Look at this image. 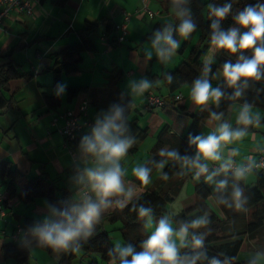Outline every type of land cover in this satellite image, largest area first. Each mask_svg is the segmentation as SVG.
Listing matches in <instances>:
<instances>
[{
	"label": "clouds",
	"instance_id": "1",
	"mask_svg": "<svg viewBox=\"0 0 264 264\" xmlns=\"http://www.w3.org/2000/svg\"><path fill=\"white\" fill-rule=\"evenodd\" d=\"M192 0H171V15L150 38L147 59L152 56L161 63L170 62L197 29L191 8ZM238 0H223L207 4L210 20L208 42L212 51L202 62L200 74L186 85L192 106L208 110L219 107L224 100L232 101L236 110L235 125L222 111H210V130L207 134L189 136L194 154H182L177 148L165 145L156 156L135 164L131 175L143 186L151 183L153 170L168 179L166 166L174 165L180 174L192 173L197 181L203 179L213 186L212 200L235 212L247 210L248 196L241 183L255 170L264 167V160L249 155L237 163L238 145L249 135L250 128L264 122V113L245 97L255 83L264 82V0H255L242 9ZM232 17L233 24L223 27ZM235 56V62L225 61L217 71L212 65L220 53ZM250 52L249 54H246ZM168 84L174 80L164 73ZM213 81L220 83L213 86ZM148 78L132 79L128 83L127 102L113 103L99 112L89 130L80 138L70 177L72 200L64 206L51 202L44 205V218L28 226L22 234L25 245L35 244L53 253H79L82 245L93 235L105 213L129 208L142 223L144 234L139 250L131 243L116 242L108 250L109 264H234L235 256L210 255L207 237L210 216L206 209L187 219H174L170 214L156 217L154 209L138 203L137 186L127 180L125 167L129 150L137 138L129 127L128 116L133 98L143 97L154 87ZM66 86L57 85L55 94L63 95ZM264 152V148H258ZM158 157V158H157ZM246 264H264V247L250 253Z\"/></svg>",
	"mask_w": 264,
	"mask_h": 264
},
{
	"label": "crops",
	"instance_id": "2",
	"mask_svg": "<svg viewBox=\"0 0 264 264\" xmlns=\"http://www.w3.org/2000/svg\"><path fill=\"white\" fill-rule=\"evenodd\" d=\"M165 2L166 0H147L148 8L154 13V17L151 19L137 12L142 7V0H67L64 4H61L59 0H39L38 4H34V12L31 16L10 12L8 16L4 17L0 25V56L8 53L24 37L26 49L22 52H15L12 57L20 66L21 72L32 75L33 80L31 82L16 80L9 85L10 92L14 95L15 101L19 103L20 111H9L7 114L0 115V164L10 163L27 179L37 177L41 172H45L50 179L58 181L59 187L67 189L73 198L70 177L74 170L75 153H69L63 138L51 126L50 122L57 112L60 113L66 109L77 111L79 104L87 99V94L82 93L72 100H67L64 92L61 95L59 106L55 109L50 107L42 95L55 96V87L51 73H46L44 70L52 66L55 53L79 40V32L82 31L86 22L93 23L105 19L114 26L122 20L121 11H126L131 15L127 41L117 45L114 43L115 34L113 31L108 33L104 25L100 26L90 36L96 45V51L83 53V62L80 64L81 74L74 77L64 76L61 84L64 85L66 82V87L80 85L91 89H103L112 69L123 71L124 77L117 86L126 95L128 83L132 79L148 78L155 81L154 87L143 97L133 98V107L128 116L129 120H137L140 128L148 130V136L142 144L144 146L142 150L145 151L139 159H136V155L128 154L125 162V167L128 169L126 179L135 183L137 195L148 191L154 181L159 178L160 173L154 169L151 183L143 186L140 182L135 181L131 175V168L135 164L147 160L150 156V149L164 126L169 128L170 135H182L190 125V119L187 116L177 113L169 107L149 114L143 110L147 94L153 93L162 99L169 95L168 88L159 78L162 73L173 71L183 61H186L191 48L189 46L182 55L178 53L179 48L173 59L166 64L161 63L155 56H152L150 60L147 59L152 33L160 28L163 22L174 19L171 9L165 7ZM35 39L38 41L33 42ZM183 42L184 40H181V45ZM30 43L32 44L28 45ZM203 60L201 61L203 62ZM218 62L212 65L215 67L213 72L219 69ZM88 71L91 72V77L87 84L74 82L73 78H82ZM128 72L132 74L128 75ZM94 77L101 80L95 82ZM218 82L213 81V86ZM175 94H178L180 99L178 104L184 106L189 112L196 110L188 98L186 85L177 90ZM102 110L106 109L100 103L92 105L89 101L88 111L93 121ZM229 120L235 125L233 110ZM210 127V120H206L204 132L207 133ZM260 139L264 142V125L258 128L254 127L238 145L229 146L238 147L240 150L239 155L235 158L237 163L243 162L249 155L255 157L258 148L262 147ZM249 140L254 144L250 145L246 142ZM139 148L140 146H138ZM144 154H148L146 160L143 158ZM241 183L243 186L253 187L255 175L252 174ZM192 187L191 181L186 180L178 196L166 208L170 215H177L183 211L189 212L194 208L196 199ZM24 188V183L16 186L17 193L22 192ZM0 192L4 201L6 199V215L0 219V264H16L13 259H3L2 245L14 243L12 238L14 230L23 224L26 217L41 221L45 215L44 205L47 201L36 199L32 203L24 205L17 198H8V194L5 193V185L1 183ZM208 203L214 211L221 213L220 207L214 203L212 197L208 199ZM111 226L119 227L120 230L122 225L120 222L104 224L106 230ZM107 232L109 233V230ZM19 242L29 250L27 264H57L60 260L61 254L48 255L39 250L34 243L25 245L22 242V236L19 238ZM253 251L255 249L251 248L246 241L238 254V260H247ZM74 254L76 259H79L83 253L80 251ZM82 264H86L85 261ZM99 264L104 263L99 262Z\"/></svg>",
	"mask_w": 264,
	"mask_h": 264
},
{
	"label": "trees",
	"instance_id": "3",
	"mask_svg": "<svg viewBox=\"0 0 264 264\" xmlns=\"http://www.w3.org/2000/svg\"><path fill=\"white\" fill-rule=\"evenodd\" d=\"M66 1L59 0L61 4ZM210 2H216V0H192L191 8L193 18L197 23V29L188 39L184 40L178 50V53L182 55L191 46L187 60L183 61L175 70L168 71L174 77L171 84L165 81L164 73L159 78L169 90V95L163 97L164 105L162 108L166 109L169 107L177 113L187 116L190 119V125L182 135H170L169 128L164 126L157 135L156 142L150 149V156L147 160L156 156L158 149L165 145L177 148L182 154H194V148L190 147L188 143L189 136L207 134L203 128L205 121L209 120V112L213 110L222 111L226 119L229 120L231 117L234 103L232 101L224 100L219 107L212 105L208 110L196 108L194 112H189L184 106L178 104L180 99L177 96L178 94H175L177 90L189 84L199 75L202 69L201 59L211 49L208 42L210 20L207 13V4ZM219 2L222 3L223 0H219ZM249 3L254 4L255 0H238L234 4V10L236 8L242 9ZM165 7L171 9V0H166ZM232 24V17L229 16L224 21L223 27L227 28ZM102 25L106 27L108 33L113 31V25L105 19L93 23L86 22L82 31L79 32V40L76 43L67 45L53 55L52 66L44 70V72L51 73L55 89L57 85L61 84L62 77L79 76L81 74L80 64L83 62V53L96 51V45L90 36ZM23 39L24 37L8 53L0 56V115L7 114L9 111H20L19 103L15 101L14 95L9 90L10 83L16 80H25L27 82L33 80L32 75L21 72L20 66L16 64L12 57L15 52H22L26 49L27 45ZM36 41L38 39L33 42ZM246 54L250 55V52ZM217 56L219 68L222 67L225 61L231 60L233 63L235 62V56H229L223 52ZM212 70H215L214 66H212ZM123 77L124 73L122 70L112 69L108 74L107 83L103 89H91L80 85L68 86L65 90V97L67 100H72L79 94L85 93L92 105L100 103L102 107L107 109L111 104L121 102L122 98L124 102L130 99L117 86ZM149 95H153V93L147 94L146 97ZM42 96L50 107L55 109L59 106L61 96H48L46 94ZM245 99L254 104L256 108L264 110V82L253 84L249 88ZM146 113L149 114V112ZM128 122L130 131L137 138L136 143L129 150V154H135L139 144L148 136V130L147 128H140L137 120L128 119ZM262 125H264V122H262ZM252 130L253 128L249 129V131ZM164 171L168 173L167 180L160 175L148 191L138 196V203L153 207L156 217L169 214L166 209L168 204L172 203L178 196L185 181L190 180L193 184L192 192L196 199L194 210L183 211L173 215V217L174 219H187L198 214L201 209L208 210L211 231L206 243L210 255L226 254L235 256L234 264H246L247 260H238L237 258L242 245L247 241L249 246L255 250L264 246V169L253 173L255 175V185L253 187L244 186L248 196L247 210L235 212L232 209L219 206L221 213H217L210 207L208 199L214 196V190L202 178L197 181L193 178L192 173L181 175L179 167L174 165L166 166ZM136 182L138 183L139 181ZM0 183L5 185V193L8 194V198H17L24 205L30 204L36 199H45L47 202L64 206L72 200L69 191L59 187L58 181L50 179L47 173L41 172L37 177L27 179L24 174L12 167L10 163L0 164ZM22 183L25 184V188L22 192L17 193L16 186ZM130 207L129 205L128 208L123 210H110L105 213L101 222L97 225L94 235L82 245V256L76 259L77 257L74 253H61L57 264H82L84 261L86 264L109 263L107 252L114 244L109 233L104 228L105 223L114 224L120 222L122 225L120 228L122 242L131 243L139 250L144 230L135 212L129 210ZM4 208L6 211V199ZM36 222L39 221L26 217L20 226L26 229ZM39 250L48 255L53 253L50 249L39 248ZM1 254L4 260L13 259L16 264H27L29 261V250L19 241L2 245ZM97 257H99V261Z\"/></svg>",
	"mask_w": 264,
	"mask_h": 264
},
{
	"label": "built area",
	"instance_id": "4",
	"mask_svg": "<svg viewBox=\"0 0 264 264\" xmlns=\"http://www.w3.org/2000/svg\"><path fill=\"white\" fill-rule=\"evenodd\" d=\"M38 3L39 0H0V25L2 24V19L8 16L10 12H16L27 16L33 15L34 4ZM137 12L144 14L150 19L154 17V13L148 8L147 0H142V7ZM121 16L122 20L113 26V33L115 34L114 43L116 44L125 43L129 36V21L131 15L126 11H121ZM130 74L132 73L128 72V75ZM163 105V99L155 97L154 95H149L146 97L144 110L150 113ZM88 109L89 102L83 100L78 106L77 111L66 109L60 113H56L51 119V126L54 127L56 132L63 138L65 146H67L70 154L76 153L80 138L89 130L94 122L90 119V115L87 113ZM255 158L258 162L264 160V152L257 151ZM263 169L264 167L257 169L254 172ZM5 215L4 198L0 192V219L5 217ZM24 230L25 229L22 226H17L15 228L12 236L14 242L19 241Z\"/></svg>",
	"mask_w": 264,
	"mask_h": 264
},
{
	"label": "rangeland",
	"instance_id": "5",
	"mask_svg": "<svg viewBox=\"0 0 264 264\" xmlns=\"http://www.w3.org/2000/svg\"><path fill=\"white\" fill-rule=\"evenodd\" d=\"M211 54H212V51L210 49V50H208L206 52V54L204 55V57L201 60H203L207 55H211ZM217 61H218V56H216V59H215L214 63H216ZM72 77H74V76H72ZM90 77H91V72L88 71L87 73H85V75L82 78H73V79H74V82L82 83V84H87V82L90 81ZM100 80L101 79L94 77V81L95 82H99ZM66 84L67 83L64 82V85H66ZM232 110H233V122H234L235 116H236V110H235L234 107H233ZM257 110H259L262 113H264V110L263 109L257 108ZM246 142L249 143L250 145H253L254 144L253 142H251V140L246 141ZM259 142H260V146H262L261 148H264V146H263L264 145V142L261 139H260ZM143 143H144V141L139 144L140 148L138 149V151L135 154H133V155H136V159H139L141 157L142 153L145 151V150L144 151L142 150V148H144V146H142ZM147 156H148V154H146V155L144 154V156H143L144 160H146L145 158H147ZM118 228L119 227L111 226V227H109L107 229V230H109V235L111 237V240H112L113 244H115L116 242H122L121 233H120V230ZM98 260H99V257H98ZM104 264H106V263H104Z\"/></svg>",
	"mask_w": 264,
	"mask_h": 264
},
{
	"label": "bare ground",
	"instance_id": "6",
	"mask_svg": "<svg viewBox=\"0 0 264 264\" xmlns=\"http://www.w3.org/2000/svg\"><path fill=\"white\" fill-rule=\"evenodd\" d=\"M155 97H158V98H160V99H162L160 96H157V95H154ZM88 102H89V100H88V98L86 99ZM80 105V104H79ZM163 106H161L160 108H158V109H161ZM143 110H144V106H143ZM145 111V110H144ZM146 112V111H145ZM87 113L89 114V111L87 110ZM90 115V114H89ZM91 119V118H90ZM92 120V119H91ZM93 121V120H92Z\"/></svg>",
	"mask_w": 264,
	"mask_h": 264
}]
</instances>
